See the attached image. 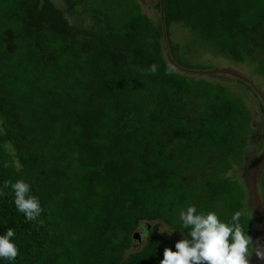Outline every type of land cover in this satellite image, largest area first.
I'll return each instance as SVG.
<instances>
[{
	"label": "trees",
	"instance_id": "trees-1",
	"mask_svg": "<svg viewBox=\"0 0 264 264\" xmlns=\"http://www.w3.org/2000/svg\"><path fill=\"white\" fill-rule=\"evenodd\" d=\"M153 9L0 0V188L24 180L43 210L26 221L3 188L0 234L12 228L20 252L11 264H160L181 238L153 224L179 230L188 206L225 222L239 213L255 240L261 156L250 146L264 87L232 76L260 99L255 115L220 74L183 64L171 27L264 77V0H165L164 17L161 0ZM258 189L264 204V163ZM147 223L153 234L136 250Z\"/></svg>",
	"mask_w": 264,
	"mask_h": 264
},
{
	"label": "clouds",
	"instance_id": "clouds-1",
	"mask_svg": "<svg viewBox=\"0 0 264 264\" xmlns=\"http://www.w3.org/2000/svg\"><path fill=\"white\" fill-rule=\"evenodd\" d=\"M152 72L156 71L153 65ZM10 187L14 194L17 212L23 213L26 221H37L43 211L36 196L31 195V186L20 179L15 183L5 181L3 188ZM0 188V196L4 194ZM239 213L225 222L215 212H198L188 206L179 212V230L182 238L174 245L175 251L165 248L160 264H251L255 255L264 261V245H255L252 237L236 223ZM42 223V221H41ZM149 237V233H146ZM16 233L8 228L0 234V264L14 262L20 255L13 241ZM254 249V250H253Z\"/></svg>",
	"mask_w": 264,
	"mask_h": 264
},
{
	"label": "rangeland",
	"instance_id": "rangeland-1",
	"mask_svg": "<svg viewBox=\"0 0 264 264\" xmlns=\"http://www.w3.org/2000/svg\"><path fill=\"white\" fill-rule=\"evenodd\" d=\"M140 1L142 2L144 11L148 15H152L153 13H155V15L157 16L156 10L153 9L157 4V0ZM171 30H173L172 35L175 36L174 40L177 42L181 49L183 48L182 51H185L186 53L184 54L186 56V59L183 61L184 65L193 67L196 70L205 71H216L220 69L230 68L236 70L237 72H242L243 74H245L256 87H264V77L260 75L257 70H255L256 68L258 69V66H246L244 68H241L240 70L239 65L236 62L230 59L219 57L216 49H214L211 45L202 43L197 35H195L190 29L181 27L180 23L174 24L171 27ZM188 30H190V32ZM217 77H219L220 80H222L224 83H227L230 90L234 93V95L237 96L236 98L244 100L248 107L253 110L255 115H258L260 113V99H254V97L252 96V92L249 90L246 84H242L238 80L232 78V76L225 77L219 75ZM229 83H231V85ZM258 117H260V115ZM263 135L264 119L262 117V119H258L255 123V132L253 133L254 141L250 146L251 154H256L259 156L263 155L264 150L262 153L259 147L264 142ZM251 159H253V157H251ZM245 174H248V172ZM240 176L243 177L244 175L242 174ZM153 225L155 227L154 234H161L174 240L182 238L180 232H174L171 234L167 233L168 231H173V229L163 222H155ZM149 229H152V225L150 223H147L144 228L140 229V235H142L143 240H141L140 242H136V250L145 243V240L147 238V234H145V232ZM152 234L153 233H150L149 236H151ZM136 239H140V236L137 235ZM254 257L256 256L254 255L252 258Z\"/></svg>",
	"mask_w": 264,
	"mask_h": 264
},
{
	"label": "water",
	"instance_id": "water-1",
	"mask_svg": "<svg viewBox=\"0 0 264 264\" xmlns=\"http://www.w3.org/2000/svg\"><path fill=\"white\" fill-rule=\"evenodd\" d=\"M161 8H162V16L164 17V10H165V0H161ZM171 59V58H170ZM171 62L173 63L174 66H176L177 68H179L180 70H184L187 71L185 69H182L181 67H179L175 62H173L171 60ZM194 73H199L201 75H218V74H225V75H230L233 76L237 79H241L247 83H251L246 77H244L241 73L230 69V68H225V69H220V70H216V71H199V72H194ZM264 163V153L261 156V158L259 159L258 162H256L254 164V168L252 171V176H251V189L255 198V201L257 203V207L259 208V210H264V205L262 202V199L260 197L259 194V189H258V177H259V173L261 171L262 165Z\"/></svg>",
	"mask_w": 264,
	"mask_h": 264
},
{
	"label": "flooded vegetation",
	"instance_id": "flooded-vegetation-1",
	"mask_svg": "<svg viewBox=\"0 0 264 264\" xmlns=\"http://www.w3.org/2000/svg\"><path fill=\"white\" fill-rule=\"evenodd\" d=\"M264 205V204H263ZM255 225H254V233H255V245H264V210L255 211ZM251 264H264V261H261L259 258L254 257L251 260Z\"/></svg>",
	"mask_w": 264,
	"mask_h": 264
}]
</instances>
